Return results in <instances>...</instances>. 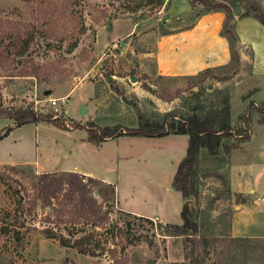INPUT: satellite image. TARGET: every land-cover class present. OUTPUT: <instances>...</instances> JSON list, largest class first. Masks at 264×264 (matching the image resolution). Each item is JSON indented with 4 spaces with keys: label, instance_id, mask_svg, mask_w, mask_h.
<instances>
[{
    "label": "rangeland",
    "instance_id": "rangeland-1",
    "mask_svg": "<svg viewBox=\"0 0 264 264\" xmlns=\"http://www.w3.org/2000/svg\"><path fill=\"white\" fill-rule=\"evenodd\" d=\"M135 1H141L140 8L128 11L125 4ZM144 2L44 0L37 5L34 0H0V134L15 125L10 116L17 112L50 116L49 121L13 127L0 138V264H264L263 221L251 220L259 189L246 198L231 197L227 181L231 159L256 160L264 148V113L249 108L264 102V79L255 80L240 62L192 76L159 77L154 68L157 39L181 25L174 19L183 16L166 11L167 0L160 9ZM188 3L193 13L187 23L206 12L208 3H227L232 10L237 5L234 31L236 19L249 8L264 15V0ZM171 4V11L185 10ZM42 21L47 37L36 35L24 54L16 55V36L25 37L32 24ZM74 40L77 45L69 52ZM236 50L239 54L238 37ZM255 82L260 90H247ZM225 96L231 131L245 129L249 139L233 155L227 147L234 137L224 138L216 154L200 151L192 177L196 202L186 200L196 205V231L166 235L164 225H182L179 214L186 201L172 188V179L188 137L123 135L95 145L87 140L84 125H120L127 131L146 122L156 132L159 125L166 128L169 118L205 117L210 109H220ZM58 97H66L65 103L51 106L49 99ZM55 172L85 174L114 186L115 204H102L108 211L103 226L92 229L83 215L69 212L71 206L62 223L55 222L33 185V176ZM259 175L252 178L254 186ZM92 194L101 203L95 190ZM60 201L52 200V208ZM121 211L151 217L152 224ZM263 211L255 210L261 220ZM108 225L114 227L112 233L106 232ZM45 228L65 238L75 229L94 233L98 254L63 247L44 237Z\"/></svg>",
    "mask_w": 264,
    "mask_h": 264
},
{
    "label": "trees",
    "instance_id": "trees-1",
    "mask_svg": "<svg viewBox=\"0 0 264 264\" xmlns=\"http://www.w3.org/2000/svg\"><path fill=\"white\" fill-rule=\"evenodd\" d=\"M37 5H42L44 0H34ZM144 4L151 5L154 9H160L165 0H144ZM231 2V1H230ZM141 1H135L132 4H125L126 9L130 12H136L140 6ZM206 5V4H205ZM210 11H222L225 14V20L221 27L220 34L227 39L230 52V62L233 64L239 63V55L236 50L237 35L234 31V17L233 10L227 3H208L207 10L204 13ZM42 16V15H41ZM252 17L257 20L261 25L264 26V15L258 13L255 8H249L245 13L239 15V18ZM44 20V17H42ZM45 24L44 21L39 25H31V29L26 32L25 37L17 35L12 45L16 55H23L27 50L28 45L36 35L46 38L48 33L47 30H43L42 26ZM81 33L84 32L82 27ZM167 34V33H164ZM163 34V35H164ZM76 41L70 42L68 45V51H72L76 47ZM208 72V69L205 71ZM161 78H169L165 76H159ZM194 77V76H193ZM249 108H253L257 111L260 116L264 113V102L259 106L255 107L253 104H249ZM17 127L27 123H39L43 121H49L50 116H37L34 112L24 110L17 112L14 117L10 116ZM247 122V119H244ZM260 122L264 123V117L260 118ZM4 129L6 136L9 131L13 128ZM84 128L88 131L87 140L95 145L101 142L120 137L123 135H142L145 137H162L168 134L174 135H186L187 147L184 158L178 163L175 174L172 179V187L174 190L181 194V197L186 201L193 197L194 204L196 202V187L193 180V171L197 165L198 155L201 150L205 149L209 155L217 153V149L224 138L234 137L233 143H231L227 149L228 151L235 150L239 146L249 139V134L245 133L244 130H238L235 132L231 131L230 127V106L228 103V96L223 97L220 104V109H210L209 114L205 113V117H198L196 114L184 118H169L166 123V128L163 125L157 127L158 131H154L153 128L146 122L142 123L135 130L124 131L120 125L105 127L99 129L92 124H85ZM228 152V153H229ZM35 178L33 185L36 187L37 195L46 206L51 207L52 213L55 217V222L62 223L61 216L64 214V210L67 211V206H71L70 211L76 210L77 213L83 215L85 222L90 225L92 229L101 227L105 224L108 216V211H103L102 204L113 205L115 204V188L111 184H107L103 181L95 178L86 177L75 172H55V173H42L33 176ZM100 198L101 203L94 199L92 191ZM61 200L58 206L52 208V200ZM63 200V201H62ZM184 204L180 211V219L182 225L166 224L163 227L166 229V235L169 236H180L185 235L187 231H196L197 225L195 221V206L196 205ZM122 212V211H121ZM125 216L130 217L134 220H140L152 224L151 220L145 217H138L129 213L122 212ZM58 220V221H57ZM74 220H71V222ZM132 222L126 220V227L131 229ZM114 227H106L107 233H112ZM42 234L45 238L51 240H57L63 247L72 248L77 253L82 255L96 256V248L100 246V243L94 235V233H81V230L75 229L74 232L68 233V238H65L62 234H58L53 229L45 228L42 230ZM79 234V236L75 235Z\"/></svg>",
    "mask_w": 264,
    "mask_h": 264
},
{
    "label": "crops",
    "instance_id": "crops-1",
    "mask_svg": "<svg viewBox=\"0 0 264 264\" xmlns=\"http://www.w3.org/2000/svg\"><path fill=\"white\" fill-rule=\"evenodd\" d=\"M167 2H170V5H166V11H170L174 15L182 14L183 17L178 18L177 16L174 19L180 22L181 25L157 39L154 64L156 75L165 77L192 76L207 69L226 68L230 64V52L227 39L220 34L224 22L223 12L210 11L203 13L187 23L189 15L191 16V13H193L188 0H167ZM171 3L182 4L185 10L179 13L171 11ZM235 32L239 41L240 66H248L251 77L258 81L263 80L264 26L252 17L237 18ZM255 83L247 90L254 88L253 90L259 91L261 86L257 82ZM238 151H240V147L233 150L231 154L233 155ZM254 159L256 160L252 159L247 162L240 159H231L227 181L231 197L246 198V196L255 194V188L259 189L258 195L253 196L252 202L255 208L253 210L254 217L251 220L254 224H256V221H263L264 226V211L263 220L259 219L255 212L256 209L264 210V194L261 195V191L264 192V148H262V151H257ZM256 174L260 175L254 186L252 178ZM83 176L87 175L84 174ZM239 206L242 210V205ZM133 215L142 217L136 214ZM156 219L164 222L159 218ZM249 222L250 220L248 224H251Z\"/></svg>",
    "mask_w": 264,
    "mask_h": 264
},
{
    "label": "built area",
    "instance_id": "built-area-1",
    "mask_svg": "<svg viewBox=\"0 0 264 264\" xmlns=\"http://www.w3.org/2000/svg\"><path fill=\"white\" fill-rule=\"evenodd\" d=\"M65 99L66 97H58L56 99H49V103L51 106H56V105H59V104H64L65 103Z\"/></svg>",
    "mask_w": 264,
    "mask_h": 264
},
{
    "label": "water",
    "instance_id": "water-1",
    "mask_svg": "<svg viewBox=\"0 0 264 264\" xmlns=\"http://www.w3.org/2000/svg\"><path fill=\"white\" fill-rule=\"evenodd\" d=\"M233 11H234L235 14H238L240 12V8L236 5V6H234ZM132 81H134V79H132ZM85 112L86 111H85L84 107H81L80 108V113L84 114ZM189 202L190 201H186L185 204H188Z\"/></svg>",
    "mask_w": 264,
    "mask_h": 264
}]
</instances>
